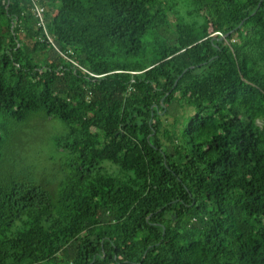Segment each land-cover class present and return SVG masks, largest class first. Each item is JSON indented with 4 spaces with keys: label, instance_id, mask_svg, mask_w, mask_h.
<instances>
[{
    "label": "trees",
    "instance_id": "16d2710c",
    "mask_svg": "<svg viewBox=\"0 0 264 264\" xmlns=\"http://www.w3.org/2000/svg\"><path fill=\"white\" fill-rule=\"evenodd\" d=\"M38 1L58 48L0 0V264H264V0Z\"/></svg>",
    "mask_w": 264,
    "mask_h": 264
},
{
    "label": "rangeland",
    "instance_id": "374dc122",
    "mask_svg": "<svg viewBox=\"0 0 264 264\" xmlns=\"http://www.w3.org/2000/svg\"><path fill=\"white\" fill-rule=\"evenodd\" d=\"M172 4L173 9L180 13V16L186 21H193L197 18L194 8L196 7L191 0H167ZM179 13L175 11H168L167 15L171 22V29H175V24L178 19ZM49 52V51H47ZM43 54H38L37 58L42 57ZM5 128L1 129V133H12L15 144V124L10 120L3 119ZM33 124L37 122L33 121ZM46 124V125H45ZM42 123L43 127L34 129L33 141L30 142L32 151L35 155L36 162L38 163V170L45 173L48 178L53 179L57 177L58 172L61 174L62 153L56 148L54 143V136L62 131L65 126L59 120H54L51 123ZM45 126V127H44ZM29 148V147H28ZM29 148V150H31ZM10 160L15 162V152L9 154ZM5 170V168H3Z\"/></svg>",
    "mask_w": 264,
    "mask_h": 264
},
{
    "label": "built area",
    "instance_id": "2783aa9c",
    "mask_svg": "<svg viewBox=\"0 0 264 264\" xmlns=\"http://www.w3.org/2000/svg\"><path fill=\"white\" fill-rule=\"evenodd\" d=\"M32 3H33V12L38 19V25H40L43 28L47 40L51 42L56 48H58L46 25V21L44 17L45 7L38 0H32Z\"/></svg>",
    "mask_w": 264,
    "mask_h": 264
}]
</instances>
